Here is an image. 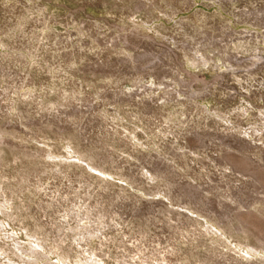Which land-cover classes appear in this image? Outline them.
<instances>
[{
    "label": "rangeland",
    "instance_id": "374dc122",
    "mask_svg": "<svg viewBox=\"0 0 264 264\" xmlns=\"http://www.w3.org/2000/svg\"><path fill=\"white\" fill-rule=\"evenodd\" d=\"M0 264H264V0H0Z\"/></svg>",
    "mask_w": 264,
    "mask_h": 264
}]
</instances>
